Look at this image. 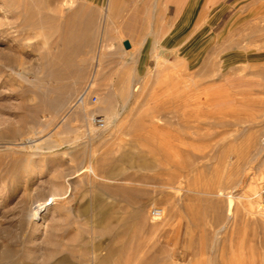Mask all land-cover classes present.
<instances>
[{
    "label": "rangeland",
    "instance_id": "rangeland-1",
    "mask_svg": "<svg viewBox=\"0 0 264 264\" xmlns=\"http://www.w3.org/2000/svg\"><path fill=\"white\" fill-rule=\"evenodd\" d=\"M58 1L37 5L34 19L47 23L31 27L30 48L20 36L22 54L3 69L0 264H264V217L239 205L233 217L226 198L264 189L251 178L264 158V0H185L180 10L176 0L148 9L117 0L77 117L69 113L94 72L107 0H70L62 11ZM63 19L82 47L90 37L79 77L55 56ZM6 44L0 36L5 54ZM49 58L63 73L41 72Z\"/></svg>",
    "mask_w": 264,
    "mask_h": 264
},
{
    "label": "bare ground",
    "instance_id": "bare-ground-1",
    "mask_svg": "<svg viewBox=\"0 0 264 264\" xmlns=\"http://www.w3.org/2000/svg\"><path fill=\"white\" fill-rule=\"evenodd\" d=\"M73 0H71L72 2ZM84 1V0H83ZM2 7H1V11L5 13V19L7 20V22L3 23L0 25V36L3 38H5V40L7 41V43H9L8 45H5L6 49V54H5V50L4 53L0 52V85H1V79H2V74H3V69L7 66L9 67H14V65L16 64V61L14 59V56H12V53H16L17 56L21 55L22 52L20 50L21 45H20V41L19 38L21 35L26 34V38H27V42L25 43L24 47L25 48H30L31 45L28 43V35H29V30L31 29V27L41 24V25H45V23H47L49 17H42L38 20L34 19V14L35 12L38 10L37 5L40 3L41 8L43 9V4H45L43 2V0H2ZM59 6L60 9L62 11L63 7L67 4L70 3V0H59ZM116 2V0H115ZM89 4V3H88ZM92 4V3H91ZM73 5V4H72ZM44 10V9H43ZM78 10V9H77ZM79 11V10H78ZM62 17V16H61ZM4 18V17H3ZM62 19V18H61ZM53 20V19H52ZM56 20V19H55ZM64 20V19H63ZM50 21V20H49ZM110 21V15L108 13V6L106 5L105 7V12H104V16L102 19V27H101V36L99 39V46L97 49V53H96V57H95V62H96V66L94 69V72L92 73V76L90 78V81L88 82V85H86L85 89L80 93L76 103L72 106V110L70 111L69 115L73 112L74 115L79 116L81 113H85L86 114V110L84 107H86V103L88 102L90 93L92 91V89L95 87L96 82H97V74H98V70H99V64H101V60L102 57H104V46H105V41L107 39V32H108V22ZM92 22V21H91ZM90 22V23H91ZM49 23V22H48ZM52 23V22H51ZM60 24V22H58ZM71 22L65 21L61 23L60 29L58 32H62L60 33L61 35V41L58 42L56 41L53 45V47L55 48L56 51V59H59V61H61V63L63 62L64 66L67 67V65H71L74 67V74L76 77H79L82 73L83 67H84V63L86 62L85 59H83L80 54L83 53L85 50L84 47H87V51L88 48L90 49V46L88 42L90 37L89 34H87V36L89 37L88 41H86L85 45H82L79 43L80 39H81V35H79L80 33L78 31H76L75 26H71L70 24ZM55 25V24H54ZM3 26V28H1ZM84 30V29H83ZM90 30V29H89ZM91 31V30H90ZM79 33V34H78ZM85 33V32H84ZM83 33V34H84ZM87 33V32H86ZM114 34V33H113ZM78 41V42H75ZM11 44V46H9ZM42 48L46 49V52L48 51L49 47H48V42L44 41L42 43ZM3 49V48H2ZM1 49V50H2ZM8 50V51H7ZM3 51V50H2ZM50 51V50H49ZM48 51V54L50 53ZM16 56V55H15ZM58 62V61H57ZM54 68L55 70H57L58 75L60 74L61 68L63 69L62 66H60V62L59 64L55 62V60H53L52 58L46 59L45 63H43L41 65V69H42V73H44V71H48L50 68ZM70 67V66H69ZM101 67V66H100ZM48 69V70H47ZM71 69V67L69 68ZM60 72H59V71ZM72 70V69H71ZM73 72V71H72ZM63 73V72H62ZM66 76V75H65ZM70 76H73L72 74ZM74 76V77H75ZM63 77V75H62ZM60 75V78H62ZM59 77H56L54 80H50V81H54L53 84L57 85V87H59L60 83L63 84L61 81L62 79H60ZM70 78V77H69ZM48 81V82H50ZM52 84V83H51ZM53 87V86H52ZM51 88V87H50ZM63 88V87H62ZM61 88V91L63 90ZM59 91V90H58ZM52 92V91H51ZM50 93V92H49ZM62 93V92H61ZM50 96V95H49ZM51 97V96H50ZM48 100V99H47ZM52 100V99H51ZM60 101V100H59ZM71 116V115H70ZM74 118V117H73ZM95 117L92 118V121ZM70 119V118H69ZM263 147H261V151L264 152V141H263ZM250 147V146H249ZM250 149V148H249ZM260 151V150H259ZM258 151V152H259ZM260 151V152H261ZM239 152V151H238ZM246 152V151H245ZM252 152V151H251ZM235 153V152H234ZM241 153V152H240ZM247 154V153H246ZM231 155V154H230ZM250 155V154H249ZM239 156V155H238ZM251 156V155H250ZM256 157V156H255ZM259 157V156H258ZM264 157V156H263ZM230 158V157H229ZM236 158V157H235ZM240 158V157H238ZM245 159V158H244ZM250 159V158H249ZM242 160V159H241ZM259 160V159H258ZM124 161L129 162L127 159L124 158ZM258 162V161H257ZM260 162H261V158H260ZM243 163V162H242ZM262 163V164H261ZM260 166H256L253 167V169H258L257 172H253L251 173V178L256 179L257 181L260 182V184H262L264 182V158L261 162ZM259 165V163H258ZM238 168V167H237ZM250 169V168H249ZM248 169V170H249ZM84 170V169H82ZM174 170V169H173ZM85 171H90L93 175L96 176L95 172L91 169L86 167ZM252 171V170H251ZM84 172V171H82ZM108 172V171H107ZM85 173V172H84ZM110 173H114V172H110ZM177 173V172H176ZM82 174V173H81ZM109 175V174H108ZM114 175V174H113ZM248 177L250 176V174H247ZM98 177V176H97ZM178 177L181 179L180 180V190L183 191L184 190V185L183 182L187 179L186 175L183 173L178 174ZM192 179V178H191ZM69 181V179L67 180ZM247 182V181H246ZM179 183V182H178ZM185 183V182H184ZM188 184V182L186 183V185ZM230 184V183H229ZM232 185V184H231ZM242 185V183H241ZM245 185V184H244ZM231 187V186H230ZM244 187V186H243ZM246 187V186H245ZM253 187V186H252ZM260 187V186H259ZM178 188V187H177ZM187 189V188H186ZM190 189V188H189ZM177 190V189H176ZM187 191V190H186ZM224 192V191H223ZM219 193V192H218ZM122 194V193H121ZM223 193H219V195H222ZM248 193L246 192V194H240L239 196L236 195V193H229L227 194L226 198H227V202H228V208H229V212H232L234 210V214L233 217H235L238 213V205L240 207H242L243 209H245L248 212H251L255 215H259V217H264V189H259L257 192L251 194V195H247ZM218 195V194H217ZM216 195V196H217ZM182 196V195H181ZM210 198V197H209ZM218 199V198H217ZM204 200V199H203ZM195 202V201H194ZM189 203V202H188ZM233 203V204H232ZM44 203H41L40 205L38 204V207L33 209L32 211V217L36 218L39 214V211L43 208ZM241 208V209H242ZM219 209V208H218ZM220 210V209H219ZM244 210V211H245ZM243 212V211H242ZM247 212V213H248ZM247 215V214H246ZM216 216V215H215ZM247 217V216H246ZM257 217V216H256ZM45 216L42 215L39 217V219H41V222L44 221ZM255 218V216H254ZM164 217L162 219H160L159 221H163ZM215 219V218H214ZM213 219V220H214ZM217 219V217H216ZM40 221V220H39ZM208 221V220H207ZM157 222V221H155ZM216 222V221H215ZM212 225V224H211ZM42 224L40 225L39 228H41ZM157 227V226H156ZM210 228V226H209ZM216 228V226H215ZM214 228V229H215ZM212 229V228H211ZM38 233V232H37ZM110 253V252H109ZM112 253V251H111ZM5 255V254H4ZM3 255V256H4ZM11 255V254H10ZM109 254L107 255L108 257H110ZM12 256V255H11ZM106 256V257H107ZM6 257V256H5ZM8 257V256H7ZM9 258V257H8ZM7 258V259H8ZM11 258V257H10ZM1 259V257H0ZM17 259V258H16ZM108 259V258H106ZM108 262V261H107ZM23 263V262H20ZM29 263V262H28ZM11 264V263H9ZM16 264V263H15ZM25 264V262H24ZM107 264V263H106Z\"/></svg>",
    "mask_w": 264,
    "mask_h": 264
},
{
    "label": "crops",
    "instance_id": "crops-1",
    "mask_svg": "<svg viewBox=\"0 0 264 264\" xmlns=\"http://www.w3.org/2000/svg\"><path fill=\"white\" fill-rule=\"evenodd\" d=\"M117 1V0H116ZM142 0H136L135 3L136 5L141 2ZM185 0H176V3L179 7V10L181 9V6L183 5ZM213 3H218L220 2V0H212ZM143 4L141 5L142 6H146L147 9L149 8L148 7V0H145V2H142ZM108 6V13L110 15V30H109V35H110V32H111V29L114 27V25H116V17L114 16V8H115V5H116V2L115 0H107V4ZM178 18V14L176 16V19ZM168 30L167 29H164L162 30L161 32H157V34H155V36L153 35H149V37H152V41H153V50H156L157 49V46L158 44L161 42V39H162V36H163V33L167 32ZM159 58H164L163 56V50L159 53L156 54Z\"/></svg>",
    "mask_w": 264,
    "mask_h": 264
},
{
    "label": "built area",
    "instance_id": "built-area-1",
    "mask_svg": "<svg viewBox=\"0 0 264 264\" xmlns=\"http://www.w3.org/2000/svg\"><path fill=\"white\" fill-rule=\"evenodd\" d=\"M93 124L99 126V127H104L105 125V120L102 117H95L93 119ZM164 210L162 208H154L151 212V217L155 221H159L164 217Z\"/></svg>",
    "mask_w": 264,
    "mask_h": 264
},
{
    "label": "water",
    "instance_id": "water-1",
    "mask_svg": "<svg viewBox=\"0 0 264 264\" xmlns=\"http://www.w3.org/2000/svg\"><path fill=\"white\" fill-rule=\"evenodd\" d=\"M123 45H124V47H125L126 49H130V48H131V43H130L129 41H125V42L123 43Z\"/></svg>",
    "mask_w": 264,
    "mask_h": 264
}]
</instances>
